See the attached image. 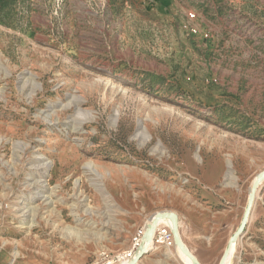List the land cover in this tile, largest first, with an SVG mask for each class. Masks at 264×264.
Returning a JSON list of instances; mask_svg holds the SVG:
<instances>
[{
	"label": "rangeland",
	"instance_id": "rangeland-1",
	"mask_svg": "<svg viewBox=\"0 0 264 264\" xmlns=\"http://www.w3.org/2000/svg\"><path fill=\"white\" fill-rule=\"evenodd\" d=\"M263 170L264 0H0V264H94L163 212L219 264ZM233 252L264 264V181Z\"/></svg>",
	"mask_w": 264,
	"mask_h": 264
},
{
	"label": "built area",
	"instance_id": "built-area-1",
	"mask_svg": "<svg viewBox=\"0 0 264 264\" xmlns=\"http://www.w3.org/2000/svg\"><path fill=\"white\" fill-rule=\"evenodd\" d=\"M194 17V15L191 16V18ZM190 32L196 34L198 31L197 29L191 28ZM153 221L149 222V220H147L144 224L137 227L132 235L130 245L126 249L114 255H107L104 253L94 264H131L145 247L147 250H150L152 247V249L157 248V246L167 248L175 244L173 228L169 224H157L152 240L150 242L147 241V230L149 225L153 224Z\"/></svg>",
	"mask_w": 264,
	"mask_h": 264
},
{
	"label": "water",
	"instance_id": "water-1",
	"mask_svg": "<svg viewBox=\"0 0 264 264\" xmlns=\"http://www.w3.org/2000/svg\"><path fill=\"white\" fill-rule=\"evenodd\" d=\"M264 181V170L257 176L256 181L253 184L252 190L250 192L249 200L247 207L245 209L244 217L241 221L240 227L235 233V235L232 237L231 242L229 243L226 251L224 252L219 264H225L228 258V254L230 252L231 248V243L233 239L241 237V235L244 233L246 226L249 222V219L251 217L252 209L254 206L255 198H256V193L259 188V185ZM164 216L162 213H158L155 220L153 221V224L149 225L148 230H147V236L146 239L148 242H150L153 238L155 227L158 224V219L160 217ZM173 234H174V239H175V245L179 247L185 255H187L191 260L193 261V264H200L198 260L195 258V256L190 253L189 251L186 250L180 236H179V220L176 215H173ZM153 249L147 250L146 247L142 249L141 253L137 255V257L132 261L131 264H138L146 255H148Z\"/></svg>",
	"mask_w": 264,
	"mask_h": 264
},
{
	"label": "bare ground",
	"instance_id": "bare-ground-1",
	"mask_svg": "<svg viewBox=\"0 0 264 264\" xmlns=\"http://www.w3.org/2000/svg\"><path fill=\"white\" fill-rule=\"evenodd\" d=\"M42 163H43V162H42ZM47 165H48V164H47ZM39 169L44 171V176H45V177L48 175V174H47L48 166L41 164L40 167H38V170H39ZM256 179H257V176H256V178H255V181H256ZM255 181H254V182H255ZM252 187H253V185H252ZM252 187H251V190H252ZM251 190H250V192H251ZM249 196H250V193H249ZM249 196H248V198H249ZM49 199H50V198H49ZM162 214H164V216H162V217H160V218L158 219V224H159V225H162V224H169V225L172 227V226H173V219H172V217H173V215H176V216H178V215H177L176 213H174V212H173V213H172V212H163ZM156 216H157V215H156ZM156 216L153 217L151 221H153V220L156 218ZM179 225H180V223H179ZM179 236H180V238H181V240H182V236H181L180 229H179ZM231 239H232V238H231ZM231 239H230L229 243L231 242ZM236 240H238V238L233 239V241H232V243H231L230 252H229V254H228V258H227V261H226L225 264H229V263L231 262V260H232L233 253H234L233 251H234L235 241H236ZM182 242H183V240H182ZM183 244H184V242H183ZM184 246H185L186 250L189 251L185 244H184ZM177 248H178V249L181 251V253L186 257L185 260H186L187 264H193V261L191 260V258H189L187 255H185V253H183V251H182L179 247H177ZM189 252H190V251H189ZM190 253H191V252H190Z\"/></svg>",
	"mask_w": 264,
	"mask_h": 264
},
{
	"label": "crops",
	"instance_id": "crops-1",
	"mask_svg": "<svg viewBox=\"0 0 264 264\" xmlns=\"http://www.w3.org/2000/svg\"><path fill=\"white\" fill-rule=\"evenodd\" d=\"M182 240H183V238H182ZM183 242H184V240H183ZM184 244L186 245V243L184 242ZM186 247L188 248V250H189V247L186 245ZM153 248V247H152ZM151 248V249H152ZM176 252L178 253V248L176 247ZM160 253V254H159ZM166 253L164 252V251H159V249L158 248H155V249H153L148 255H146L138 264H148L147 262H146V258H148V257H151V256H153V255H155V256H162V257H165V256H167V255H165ZM168 255H171V252H169L168 253ZM179 255V254H178Z\"/></svg>",
	"mask_w": 264,
	"mask_h": 264
}]
</instances>
